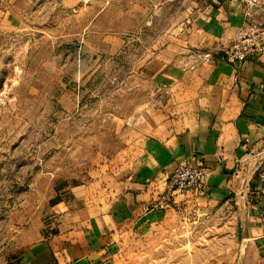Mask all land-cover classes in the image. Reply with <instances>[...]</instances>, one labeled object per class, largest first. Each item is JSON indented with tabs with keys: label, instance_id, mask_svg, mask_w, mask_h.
<instances>
[{
	"label": "rangeland",
	"instance_id": "374dc122",
	"mask_svg": "<svg viewBox=\"0 0 264 264\" xmlns=\"http://www.w3.org/2000/svg\"><path fill=\"white\" fill-rule=\"evenodd\" d=\"M199 1L0 0V264L18 263L60 189L127 162L156 104L149 64L199 50L184 30ZM178 214L180 233H134L114 262L217 261L224 223Z\"/></svg>",
	"mask_w": 264,
	"mask_h": 264
},
{
	"label": "crops",
	"instance_id": "0c3cea01",
	"mask_svg": "<svg viewBox=\"0 0 264 264\" xmlns=\"http://www.w3.org/2000/svg\"><path fill=\"white\" fill-rule=\"evenodd\" d=\"M190 13L186 44L199 50L149 64L156 104L127 162L101 181L60 189L17 264H116L134 233H180L183 207L195 220L211 213L224 223L219 236L227 245L213 264H264V183L257 178L264 169V53L239 65L224 59L247 28L238 3L201 0ZM253 18L264 44V0ZM182 163L212 173L202 189L169 197L166 207L167 179Z\"/></svg>",
	"mask_w": 264,
	"mask_h": 264
},
{
	"label": "built area",
	"instance_id": "2783aa9c",
	"mask_svg": "<svg viewBox=\"0 0 264 264\" xmlns=\"http://www.w3.org/2000/svg\"><path fill=\"white\" fill-rule=\"evenodd\" d=\"M231 1L241 5L247 12V28L244 29L242 36L233 43L229 51L224 55L225 60L239 65L249 57L264 53V44L257 42L261 26L253 18V10L260 5V0ZM211 173L209 168L202 165L191 166L184 163L177 165L167 179L163 205L168 207L170 204L168 198L176 194L185 195L194 189H202ZM257 178L260 183H264V169L258 170ZM179 210L181 211L182 209ZM262 216L264 217V209L262 210Z\"/></svg>",
	"mask_w": 264,
	"mask_h": 264
}]
</instances>
